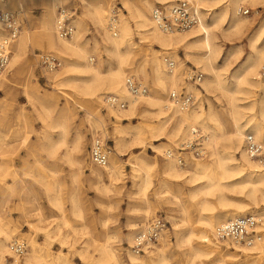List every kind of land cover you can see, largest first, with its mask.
<instances>
[{"label":"bare ground","instance_id":"bare-ground-1","mask_svg":"<svg viewBox=\"0 0 264 264\" xmlns=\"http://www.w3.org/2000/svg\"><path fill=\"white\" fill-rule=\"evenodd\" d=\"M64 1L47 0L46 10L43 14L42 40L51 50L59 53L64 60L63 68L49 71L47 78L53 81L55 86H68L81 96V100L85 102L82 105L87 107L89 116H95L97 127L102 119L99 112L102 105L105 106L107 115L114 117V123L122 126L121 129L116 128L115 132L113 131L115 152L109 156L108 164H111L101 167L103 171L91 169V174L99 180L105 176L110 184L119 179L122 174L121 167L119 163L113 165L112 162H119L121 146L126 141L143 144L145 139L139 133L134 132L129 140H126L122 134L131 133L134 125L124 126L121 120L129 118V116H135L138 112L143 114V122L150 124L152 137H165L174 144L187 136L191 127L198 126L202 128L207 134L205 146L210 152L211 161L199 160L188 153L184 154L183 165H178L173 158L166 157H164V162L161 165L158 164L156 159L152 162L136 159L132 176L141 179L142 191H145L149 183L151 171L158 169L163 178L162 181L165 183L183 180L189 183L201 182L197 190L189 195L190 202L196 200L198 202L199 214L197 218L192 219L189 206L184 203L181 208L183 217L173 223V231L176 234L179 223L185 222L189 226L188 232L183 236V244H181L186 246L184 255L187 262L190 264H224L226 262L239 264L242 262L237 261L242 259L244 264H258L257 260L264 254V241H258L252 246L233 243L229 240L220 242L216 239L214 231L217 225L236 216L245 215L249 211V203L243 199L227 198L225 192L232 191L235 193L242 192L247 198L251 199L256 208L254 211H258V215L262 217L257 228L262 232V235L264 233V230H262V228L264 229V208L260 207L264 205V171L260 169L256 161L246 155L242 146L243 135L246 131L252 132L257 139L264 138V82L258 77V70L264 61V19L260 21L256 30L250 36L248 41L250 52L241 65L238 66V69L232 73L231 79H226L223 76L227 66H219L215 63L221 53L217 33L222 32L227 37L240 36L251 26L248 15L243 16L239 12L240 3L247 2L250 8L256 11V8L260 7V3H264V0H188L199 13V23L185 32H164L159 29L152 19V11L148 13L152 3L147 0L139 2V4L137 0H123V7L127 11V16L120 15L112 25L109 24L108 18L113 10L109 11L107 9L105 6L106 0H82L83 10L81 15L73 19L75 25L73 34L69 38L60 39L56 36L54 30L53 15L55 13L53 14V9L61 6ZM157 1L165 5L169 0ZM14 2L15 5L21 8L23 0H0V9L9 7L10 4L14 5ZM86 17L92 21L101 37L103 54L106 55L108 64L106 69L102 67L100 62L93 64L87 61V58H89L86 56L87 46L81 39L82 32L85 29ZM131 23L140 28L138 33L143 38L151 44L156 43L158 45V48L151 47L149 57L141 59L134 70L142 73L146 64L150 68L152 78L157 86L151 95L147 93L135 97L124 86V79L128 75L126 70L134 67L132 58V48L134 47H129L134 44L129 39ZM116 28L119 32H116ZM3 32L4 30L0 24V34H3ZM28 42L29 29L24 26L20 30L17 39L9 46L10 60L6 68L8 73L13 70L15 73L17 70L26 67V64H23V52ZM178 49H182L185 58L194 59L195 63L200 65L206 72V76L200 82V87L193 84L188 87L195 93L197 98L194 96L195 102L187 110H179L172 106L167 95H164L165 90L168 88L170 90L176 89V82L179 77L175 69L171 72L164 69V63L160 56L165 53L169 54L175 59L176 66H178ZM238 52L239 50H233L231 54ZM112 57L115 58L114 64L111 62ZM29 71H32L31 67H29ZM8 81L9 77L1 73L0 87ZM29 89L32 90L31 88L25 90L27 96L33 98L32 100L37 99L42 102L43 110H40L39 117L48 123L47 121L52 117L51 112L55 108L54 102ZM202 91L205 92L204 95ZM103 93L120 95L127 101V107L123 109L107 107L102 99ZM210 94H216V99L225 102L227 114L229 115V129L224 127L220 112L214 109L211 104L206 109L199 101L197 106L194 107L201 96L208 100L207 97ZM144 114H148L149 119ZM153 117L155 121L151 120ZM80 139L81 135L78 134L75 139L76 150L79 147ZM167 140L166 142L161 141L159 144H153L152 142H148V144L158 148L159 151L165 149L163 152L165 156L166 151L173 149V146L167 143ZM215 194L218 196V204L210 200V197ZM54 203L60 212L61 218L64 222H67L66 210L60 195L54 198ZM70 203L71 213L76 214L79 211L76 208L77 200L71 198ZM217 207H220L221 210L219 213L213 214V210ZM206 210L212 212L204 214L203 211ZM149 213L147 208L145 215L147 216ZM132 226H136V223H133ZM15 233L16 228L11 227L8 222L0 217V264L6 260L5 256L10 254L9 242L13 240ZM51 233L53 232H47L45 245H49ZM168 233L167 229L158 238L160 245H155L156 251L149 250L151 245L145 249L147 258L132 252L129 246L132 245L133 236L128 233V260L133 264H149L150 262L153 264H168L165 256V248L169 245ZM53 235L60 236V229L56 230ZM65 238L67 237L60 236L61 242ZM27 240L29 248L23 256L22 264H40L41 262L43 264H68V258L64 255V252L60 251L61 253L54 256L42 255V245L34 237H29ZM110 242L111 240L107 236L103 243H94L99 256L95 259L89 256L87 261L92 263L94 261V264L124 263ZM79 254L86 258L83 252L80 251Z\"/></svg>","mask_w":264,"mask_h":264},{"label":"rangeland","instance_id":"rangeland-1","mask_svg":"<svg viewBox=\"0 0 264 264\" xmlns=\"http://www.w3.org/2000/svg\"><path fill=\"white\" fill-rule=\"evenodd\" d=\"M46 1L23 0L21 8L15 5L14 2V5L10 4L9 7L0 9L20 11V30L24 26L28 27L30 42L27 43L23 52V64H26V67L17 70L15 73L14 70L8 73L7 69L2 72L9 77V81L0 87V217L8 222L11 227L16 228L13 240H24L28 246L27 239L34 237L43 247L41 250L42 255L54 256L64 252V255L68 258V264H94V261L93 263L87 261V257L92 256L95 259L99 256L94 243H103L107 236H109L114 250L124 261L122 264H133L127 256V234L131 233L134 236L135 232L150 219L160 217L166 223L165 230L168 229L169 232V245L165 248L167 263L190 264L186 261L187 258L184 255L186 246L181 245L183 244V236L188 232L189 226L185 222L179 223L176 234L173 231V223L183 217L181 208L184 203L189 206L192 219L197 218L199 214L198 202L197 200L190 202L189 195L197 190L201 182L189 183L183 180L165 183L162 181L163 178L158 169L151 171L149 183L145 191H142L141 179L132 176L133 165L136 159H143L147 162L156 159L158 164L161 165L164 162L163 152L165 149L159 151L158 148L150 146L148 142L159 144L161 141L166 142L167 138L152 137L151 126L143 122L141 112L121 120L124 126L134 125L131 133L122 134L126 140H129L134 132L139 133L145 139L143 144L126 141L121 146L119 162H112L113 165L119 163L121 167L122 174L119 179L110 184L105 176L99 180L91 174V169L103 171L101 167L93 164L89 159L88 151L91 138L99 135L106 140L112 149L111 156L115 152L113 138L115 129H121L122 126L114 123V117L108 116L105 106L102 105L99 110L102 119L97 127L95 116H89L87 107L82 105L85 102L81 100V96L68 86H55L54 82L47 78L48 71L39 65L38 54L41 52L54 53L61 59L62 65L57 70L62 69L64 65V60L60 54L51 50L42 40L43 14L46 10ZM137 1L139 4V2L146 0ZM147 1L152 3L148 13L152 11V8L169 4L167 2L164 5L157 0ZM105 4L109 11L115 10L116 19L120 15L127 16V11L123 7V0H106ZM61 6L71 8L73 23V19L81 15L83 1L65 0ZM58 7L53 9V14H56ZM241 7L247 10V13L243 16L248 15L251 26L240 36L227 37L222 32L217 33L221 53L215 64L227 66V70L223 73L226 79H231L232 73L238 69V66L241 65L250 52L249 38L260 21L264 19V3H260V7L256 8V11L250 8L247 2L240 3ZM55 14L53 15L54 18ZM139 29L134 23H131L129 39L134 44L129 47H134L132 48L134 67L127 69L126 74H128L127 76L134 75L145 83L149 88L148 94L151 95L157 86L152 78L150 68L146 64L142 73L134 70L141 59L149 57L151 47L158 48V45L156 43L151 44L143 38L138 33ZM116 32H119L117 28ZM81 39L87 46L86 56L89 57L87 61L93 64L100 62L102 67L106 69L108 64L106 55L103 54L101 37L92 21L87 17L85 18V29L82 32ZM233 50H239V52L231 54ZM177 53L179 57L175 72L178 73L179 79L176 82V88H184L186 91L193 93L188 89L193 83L184 80V71L189 68H196L203 74L201 81L206 76V72L200 65L195 63L194 59L185 58L182 49H178ZM111 62L112 64L115 63L114 57H112ZM180 65L182 66L179 67ZM29 67L32 68L31 72ZM163 67L166 69L164 64ZM200 82L193 85L200 87ZM26 87L54 102L55 108L51 112L52 117L47 121L48 123L39 117L40 110H43L42 102L29 98L25 91ZM169 90V88L165 90L164 95H167ZM193 94L196 97L195 93ZM202 94L204 95L205 92L202 91ZM204 99V96H201L194 107L197 106L199 101L206 109L211 104L214 109L220 112L224 127L229 129V115L227 114L225 102L216 99V94H210L207 97L208 100ZM144 115H147L149 119L148 114ZM151 120L155 121V118L153 117ZM78 134L81 135V139L76 150L75 139ZM167 143L173 147L177 145L168 140ZM209 153L207 149L205 158L197 159L206 162L211 161ZM225 194L228 196L227 198L236 197L248 202L249 211L245 214H259L258 211H254L256 210L255 205L244 193L226 191ZM59 195L66 210L67 222H64L61 218L60 212L54 203V198ZM71 198L77 200L76 208L79 211L76 214L70 211ZM217 199V194L210 197V200L215 204H218ZM260 207L264 208V205ZM147 208L150 213L146 216L145 210ZM220 210L221 208L217 207L213 212L206 210L203 213L212 212L216 214ZM133 223H136V226H132ZM58 229H60V236L67 237L63 242H61L60 236L53 235ZM262 230L264 229L262 228ZM49 231L53 232L50 235L51 241L49 245H45L46 234ZM262 241H264V233ZM155 245H160L159 240L151 244L149 250L156 251ZM129 248L131 249V246ZM80 251L83 252L86 258L79 254ZM139 255L147 258L146 252ZM7 256H5V259H7ZM237 262L244 263L242 259ZM257 263L264 264V254L257 260ZM40 264H43V262ZM149 264L153 263L150 262Z\"/></svg>","mask_w":264,"mask_h":264},{"label":"built area","instance_id":"built-area-1","mask_svg":"<svg viewBox=\"0 0 264 264\" xmlns=\"http://www.w3.org/2000/svg\"><path fill=\"white\" fill-rule=\"evenodd\" d=\"M167 6H157L151 16L156 26L164 32H185L199 23V13L188 0H169ZM241 14L247 10L239 8ZM73 11L67 6H59L54 18L55 34L60 39L71 37L74 32L72 23ZM116 20V12L112 11L108 18L110 25ZM0 24L4 30L0 35V74L6 70L10 60L9 46L17 39L21 24L20 12L13 10H0ZM167 71L171 72L176 68V61L169 54L161 56ZM38 63L46 71H54L61 67V59L51 52L38 54ZM203 74L196 68H189L184 71V80L199 84ZM258 77L264 82V61L258 70ZM124 86L127 91L138 97L149 92L148 86L134 76H126ZM169 103L179 110H187L195 102L194 95L184 88L169 90L167 94ZM103 102L107 107L123 109L127 107V101L115 93H105ZM207 134L202 128L191 127L187 136L177 142L173 149L165 152L166 158H173L178 165L184 164V154L188 153L196 158H202L207 154L205 146ZM242 146L246 155L260 166L264 171V138L257 139L252 132L246 131L243 135ZM111 146L101 136L91 138L89 145L90 161L100 167L109 163ZM261 223V216L256 213H249L236 216L216 226L214 234L217 240L224 242L229 240L233 243L252 246L262 241V232L258 230ZM166 223L160 217L150 219L142 228L138 229L132 240L131 250L135 254H142L145 249L156 242L163 234ZM27 244L24 240L14 239L9 242V251L4 264H21L22 258L27 251ZM224 264H238L235 262ZM244 264V263H239Z\"/></svg>","mask_w":264,"mask_h":264}]
</instances>
